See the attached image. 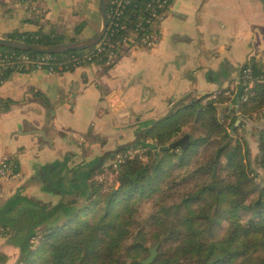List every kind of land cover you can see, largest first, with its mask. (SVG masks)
<instances>
[{"label":"trees","instance_id":"16d2710c","mask_svg":"<svg viewBox=\"0 0 264 264\" xmlns=\"http://www.w3.org/2000/svg\"><path fill=\"white\" fill-rule=\"evenodd\" d=\"M146 2L132 0L128 5L123 21L129 29L111 36L115 43L130 32L137 37L143 27L158 30L144 21ZM86 26L82 21L72 33L15 30L4 37L68 43L81 40L78 35ZM107 37L110 29L103 40ZM13 50L0 46V52ZM86 50L53 57L65 62ZM247 68L251 78H260L249 88ZM11 72L5 71L4 79ZM214 94L216 98L208 99L209 94L184 100L136 144L122 150L145 148L147 160L124 158L116 166L115 183L96 179L104 162L115 155L111 154L102 165L99 159L81 171L70 185L69 197L57 203L22 194L9 200L0 208V237L20 250L15 264H264V124L253 128L260 171L251 165L245 137L247 120H259L264 113V68L248 62L231 95L225 90ZM227 103H233L230 111ZM186 134L187 147H167ZM148 137L152 142L145 141ZM57 165L61 174L66 165ZM146 202H151V210L141 216ZM153 247L156 257L143 263ZM7 261L8 255L0 252V264Z\"/></svg>","mask_w":264,"mask_h":264},{"label":"crops","instance_id":"0c3cea01","mask_svg":"<svg viewBox=\"0 0 264 264\" xmlns=\"http://www.w3.org/2000/svg\"><path fill=\"white\" fill-rule=\"evenodd\" d=\"M82 21V39L98 33L99 0H0L1 37L15 30L72 33ZM158 32L151 48L135 46L111 67L5 77L0 164L9 161L19 176L0 182V208L17 194L53 203L69 197L91 165L85 151L113 129L156 120L180 99L231 95L248 62L264 68V0H171ZM247 121L264 124V113ZM59 162L66 165L61 174Z\"/></svg>","mask_w":264,"mask_h":264},{"label":"built area","instance_id":"2783aa9c","mask_svg":"<svg viewBox=\"0 0 264 264\" xmlns=\"http://www.w3.org/2000/svg\"><path fill=\"white\" fill-rule=\"evenodd\" d=\"M131 2L132 0H108L109 23L107 31L110 29V37H107L106 40H103V38L98 44L88 48L82 55H72L68 61L57 62L53 54L38 53L40 55L33 56L27 51L18 52L19 50L0 52V84L3 83V75L7 70L19 73L28 70H45L52 74L67 72L70 71L72 66L78 68L93 64L96 61H103L105 65H112L135 46H153L158 40L159 32L158 30L155 33L147 31L145 27H143L144 31L137 37L135 34H132L133 32H130L121 41H117V43L111 39V36L115 33L129 29L127 23L123 21V15ZM170 2L171 0H147L144 9L146 19L144 21L148 24V28L159 27L160 21L163 19L164 12ZM144 21L141 20L137 26L140 27ZM244 74L245 78L250 79L247 82L248 88L251 87L255 80H260V78H251V70L249 68L245 69ZM230 92L227 91V94ZM216 97L217 94L212 96V98ZM111 106H114V104L112 103ZM127 157H131V155ZM121 161L123 159L118 160L115 163L116 166ZM18 176L19 173L13 169L9 161L4 160L1 162L0 182L10 183L17 179Z\"/></svg>","mask_w":264,"mask_h":264},{"label":"rangeland","instance_id":"374dc122","mask_svg":"<svg viewBox=\"0 0 264 264\" xmlns=\"http://www.w3.org/2000/svg\"><path fill=\"white\" fill-rule=\"evenodd\" d=\"M83 34L78 35L79 38H82ZM81 36V37H80ZM144 47H150L151 46H146L142 45ZM230 94V93H229ZM209 95V94H207ZM214 93L209 95L208 99L212 98ZM204 96V95H203ZM192 99L191 97H187L185 101H189ZM160 118V117H159ZM155 121L151 117H148L146 119L139 120V122L131 124L124 123V125L121 128L118 129H113L111 133H108L107 136H103L102 140L100 141V144L96 145H90V147L85 151L87 156L90 157L91 163H96L98 160L102 157V155L107 151L111 149H116L119 147V145L126 143L128 141L134 140L137 136V133L151 125V123ZM247 132L245 133L246 140L248 142V148L250 151V159H251V165L258 171L260 169L258 168V165L255 161V157L258 153V143L255 138V130L251 126H247ZM147 142H152L151 138H146ZM147 149L139 147V148H132L126 151H121L116 153L112 158L107 159L104 162V171L96 175V179L99 181L105 182L107 184H113L115 183V176H116V162L120 159H124L125 157L131 155V157H137L139 156L140 158L147 160V155L145 154ZM113 166V169H110L109 166ZM117 185V183H116ZM149 210H151V202H146L143 203L142 206L140 207V215L143 216L145 215ZM0 252L6 253L8 255V261L5 264H15L17 263L21 253L20 250L16 247H12L8 243V238L7 237H0Z\"/></svg>","mask_w":264,"mask_h":264},{"label":"water","instance_id":"95a60500","mask_svg":"<svg viewBox=\"0 0 264 264\" xmlns=\"http://www.w3.org/2000/svg\"><path fill=\"white\" fill-rule=\"evenodd\" d=\"M99 2H100V13H101V21H102L101 28L98 31V33H96L94 36L90 38L81 39L78 41L68 42V43L40 44V43H30L25 40H20V39H15V38H5V37L0 36V46L11 48L14 50H19V51L35 52V53H41V54H58V53H65V52L74 51V50H85V49L91 48L94 45L98 44L103 39V37L105 36L107 32L108 23H109L108 0H99ZM183 101L184 99H180L176 101L175 103H173L169 111H167L163 116L156 119L150 126H147L141 129L137 133V136L134 140L123 143L119 145V147H117L116 149L107 150L100 158L99 165H102L105 159L109 155L116 154L136 144L139 141L141 135L145 131L153 128V126L157 124L158 122L163 121L166 118H168ZM188 143H189V135L186 134L183 137L170 143L167 147L172 148V149H176L178 147L185 148L188 146ZM156 254H157L156 248L153 247L151 249V255L148 258L142 260V262L143 263L152 262L154 258L156 257Z\"/></svg>","mask_w":264,"mask_h":264}]
</instances>
